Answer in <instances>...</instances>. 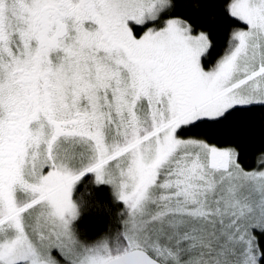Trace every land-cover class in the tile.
<instances>
[{"label":"snow or ice","instance_id":"obj_1","mask_svg":"<svg viewBox=\"0 0 264 264\" xmlns=\"http://www.w3.org/2000/svg\"><path fill=\"white\" fill-rule=\"evenodd\" d=\"M0 264H264V0H0Z\"/></svg>","mask_w":264,"mask_h":264}]
</instances>
